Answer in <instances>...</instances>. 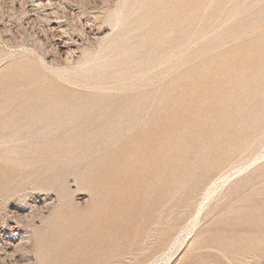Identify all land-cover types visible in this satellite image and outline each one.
Here are the masks:
<instances>
[{
	"label": "rangeland",
	"instance_id": "rangeland-1",
	"mask_svg": "<svg viewBox=\"0 0 264 264\" xmlns=\"http://www.w3.org/2000/svg\"><path fill=\"white\" fill-rule=\"evenodd\" d=\"M0 249L264 264V0H0Z\"/></svg>",
	"mask_w": 264,
	"mask_h": 264
},
{
	"label": "bare ground",
	"instance_id": "bare-ground-1",
	"mask_svg": "<svg viewBox=\"0 0 264 264\" xmlns=\"http://www.w3.org/2000/svg\"><path fill=\"white\" fill-rule=\"evenodd\" d=\"M121 14V13H120ZM120 17H122V16H120ZM120 21V20H119ZM122 23V22H121ZM120 23V24H121ZM119 26V25H118ZM62 36V35H61ZM57 37V40H61L62 39V37ZM62 42V41H61ZM69 43V42H68ZM68 43H67V41L65 42V46H63L64 48H66L68 51H67V53H68V55L70 56V49H69V46H68ZM118 51V50H117ZM64 53V52H63ZM66 53V52H65ZM73 53V52H72ZM71 53V54H72ZM69 56L67 57V58H69ZM45 63V62H44ZM45 65V64H44ZM48 65V64H47ZM52 68V67H51ZM54 70V69H53ZM49 71V70H48ZM50 71H52V70H50ZM89 72V71H88ZM55 74V73H54ZM123 74V73H122ZM81 76V75H80ZM58 77V76H57ZM41 105V104H40ZM82 111V107H71V106H69L68 105V103H67V106H65L64 108H61V109H59V110H57L56 111V113H55V120L54 121H52L53 119H50V120H48L47 122L49 123V122H54V123H52V125L54 124L55 125V123H57V124H62V125H66V126H76V124L78 123V122H80V121H82L83 120V117L82 118H79L78 116H80V114H79V112H81ZM50 128H52V126L50 127ZM45 129H47V127L45 128ZM79 130V129H78ZM81 133V132H80ZM58 134V131H56V130H52L51 129V131H49L46 135H48V136H51V135H57ZM115 134V133H114ZM65 135L66 136H71L72 135V131L70 132V131H66L65 132ZM14 137H12V139H13ZM256 143V142H255ZM19 144V143H18ZM7 147V146H6ZM45 147V146H44ZM208 164V163H207ZM241 171V170H240ZM239 171V172H240ZM242 174V173H241ZM238 175H239V173H238ZM225 177V176H224ZM16 179V178H15ZM232 179V178H231ZM230 182V180H228V179H226L225 181L223 180L221 183H220V185L219 186H213V189H212V197L210 198V200L212 199H217V198H219L221 195H223L225 192H224V187L228 184ZM219 183V182H218ZM216 184V183H215ZM55 186V185H54ZM56 187H57V185H56ZM222 188V189H221ZM221 189V190H220ZM207 194V193H206ZM207 199H209V198H207ZM35 202V201H34ZM206 204V203H205ZM40 207H42V206H40ZM33 208V207H32ZM205 208V207H204ZM203 208V209H204ZM40 210H43L44 208H39ZM199 209V208H198ZM202 209V210H203ZM202 210H200L201 212H203ZM200 212V213H201ZM199 213V212H198ZM19 214V213H18ZM21 216V215H20ZM30 218V217H29ZM12 227V226H11ZM12 228H15V227H12ZM16 229V228H15ZM16 231V230H15ZM14 231V232H15ZM13 237V236H12ZM15 239V238H14ZM22 242H23V240H22ZM5 243V242H4ZM8 245H9V247H11V248H14L15 250H16V252L21 248L20 246H14V244L11 242V243H9L8 242ZM7 245V246H8ZM4 247V246H3ZM0 250H4V249H0ZM14 250V251H15ZM15 253V252H14Z\"/></svg>",
	"mask_w": 264,
	"mask_h": 264
}]
</instances>
